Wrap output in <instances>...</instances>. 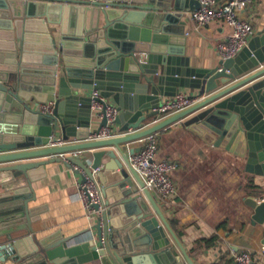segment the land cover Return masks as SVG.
Wrapping results in <instances>:
<instances>
[{"label":"water","instance_id":"obj_1","mask_svg":"<svg viewBox=\"0 0 264 264\" xmlns=\"http://www.w3.org/2000/svg\"><path fill=\"white\" fill-rule=\"evenodd\" d=\"M165 1L0 0V202L9 200L6 205L21 217L10 226L0 221L2 260L195 264L131 164L140 146H127L178 120L244 157L247 172L264 176V34L212 67H192L176 45L183 44L185 21L180 28L171 24L182 13L155 12ZM171 2L176 11L200 6L198 0ZM178 87L204 96L143 126L159 113L161 97L173 96ZM91 90H98L94 98L104 106L116 107L112 124L103 113L91 128L98 117ZM46 101L55 103L51 113L33 106ZM115 125L124 134L91 137ZM69 137L76 140L58 144ZM73 150L83 154L73 156ZM55 161L78 166L85 174L73 170L82 180L88 176L100 185L101 209L94 204L96 221L79 243H69L72 236L34 234L32 221L44 207L30 206L36 200L32 183ZM246 202L263 220L264 200L247 197ZM164 227L183 255L172 248Z\"/></svg>","mask_w":264,"mask_h":264},{"label":"crops","instance_id":"obj_2","mask_svg":"<svg viewBox=\"0 0 264 264\" xmlns=\"http://www.w3.org/2000/svg\"><path fill=\"white\" fill-rule=\"evenodd\" d=\"M167 4L170 6H165ZM187 11L189 9L176 11L173 2L167 0L156 7L155 12H181L182 16L171 22L175 29L180 28L181 21H185L180 34L184 37L183 44L179 41L176 45L183 47L189 66L212 67L221 59L217 44L229 35L230 27L223 22L198 25L188 19ZM239 16L251 23L253 34L249 40L264 34V0H250L239 11ZM260 48H263L262 43ZM178 91L198 95V90L193 88L178 87ZM168 97L171 96H162L161 100ZM36 104L33 103V106ZM157 121L159 114L142 125ZM98 123L99 117H94L91 128L95 129ZM157 132L158 156L177 164L172 173L176 192L165 197L154 192L152 195L191 260L195 264H235L234 252L244 250L251 256V264H264V219L259 220L254 208L246 202L247 197L258 202L264 200V176L247 172L244 157L210 143L182 121L173 122ZM111 134L124 133L119 132L115 125ZM68 140L76 138L69 137ZM127 146L137 147L140 142L135 140ZM90 153H85L89 161ZM106 159L103 158V161ZM45 170L46 175L32 183L36 200L31 201L30 206L44 207L32 221L34 234L40 238L56 233L58 236H72L69 243L82 242L88 234L87 229L95 223L97 214L88 217L77 198L75 183L80 176L61 161L47 164ZM8 202H0V221L7 222L8 226L12 225L11 222L20 223L21 217L6 205ZM165 232L172 248L183 255L168 229L165 228ZM3 237L0 234V242ZM0 264L18 262L0 258ZM87 264L102 262L96 260Z\"/></svg>","mask_w":264,"mask_h":264},{"label":"built area","instance_id":"obj_3","mask_svg":"<svg viewBox=\"0 0 264 264\" xmlns=\"http://www.w3.org/2000/svg\"><path fill=\"white\" fill-rule=\"evenodd\" d=\"M198 8L187 11L188 19L195 21L198 25H204L210 22H223L230 27L229 35L218 42L217 49L221 59L233 57L247 45L249 38L253 34L251 23L239 16V11L243 9L250 0H198ZM93 97L91 101L92 108L98 117L105 113L107 121L112 124L118 111L115 106L106 104L103 101L96 100L99 96L98 90H91ZM200 95H192L185 91H178L173 96L161 100L157 107L159 111V120L166 118L176 112H179L199 100ZM103 99V98H102ZM54 101L38 102L36 108L42 113H51L54 108ZM111 135L108 126L102 127L99 132H93L91 137L99 138ZM140 149L132 154L130 161L133 167L138 171L144 180L145 186L158 196L165 197L176 192V186L172 179V173L177 169V164L173 161L160 158L158 156V132H152L138 139ZM72 142L70 140H60L58 144ZM73 156L82 155V150H73L70 152ZM63 157L65 155H62ZM87 160V158L85 159ZM72 169H79L82 174L84 171L76 165ZM79 175V174H78ZM80 176V175H79ZM77 198L81 202L84 211L88 217L97 214L94 204L100 206L101 189L98 181L86 176L85 180H76ZM235 264H251V256L247 251L234 252Z\"/></svg>","mask_w":264,"mask_h":264}]
</instances>
